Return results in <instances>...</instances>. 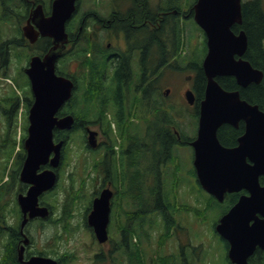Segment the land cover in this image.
Returning <instances> with one entry per match:
<instances>
[{
    "label": "flooded vegetation",
    "instance_id": "af4514ba",
    "mask_svg": "<svg viewBox=\"0 0 264 264\" xmlns=\"http://www.w3.org/2000/svg\"><path fill=\"white\" fill-rule=\"evenodd\" d=\"M56 2L57 0H0V135L3 137L0 142V196L9 202L6 214L0 212V253L5 255L11 248L16 264H26L36 256L52 258L57 264H83V261H79L76 252L58 251L56 246L66 236H77L86 230L93 241L91 257L89 258L87 254V257L84 258L88 260L87 264H125L127 225H122L121 217L123 216L125 222L128 217L126 212L120 213L115 209L116 206L123 208L126 198L123 191L131 186H138V181L142 188L158 189L163 194L162 201H164L166 215L164 213L157 214V212L156 214L161 217L159 220L166 223L165 219L167 218L168 224H166L171 228V232L175 227L177 230L184 228L183 217H176L175 212L172 211V213L167 208V203L168 206H171V200L174 197L167 198L165 193L169 192L170 188L173 189L175 181L183 184V173L184 179L190 175L191 169L185 168L181 163L182 158L179 157V150L188 146L192 149L194 156L192 143L198 135L201 103L197 96L195 83L196 67L198 68V66H194L195 70L191 71V63L187 54V50H190L191 12L186 8L174 7L159 13V18L163 20L156 22V25L152 24V26L156 27L154 29L156 32L159 27V30L163 29V35L167 36L166 41H169L170 46L164 50L163 56L154 61L155 70L151 71L140 67L138 62L142 59L140 56L143 53L141 49H138V0H96L95 2L74 0V13L66 23L69 43L58 59L56 72L59 74L58 69L61 61L70 53L72 61L68 68L71 70V77L75 84L73 98L76 97L74 103L76 113L73 114L75 117L74 128L76 124L79 125L77 131L81 133L86 149L82 150L81 144L74 142L78 140H72V150L76 148L74 157L72 151L70 155L66 147L70 136L66 140L57 139V142L65 141L58 167H52L50 161L37 171L40 174L45 170L52 169L57 174L55 186L38 196V207H47L49 215L29 217L30 212H28L26 218L19 199L21 196H27L32 187V183L22 180L21 174L27 158L25 141L30 125V110L34 103L31 80L26 71L31 66L34 57L43 59L54 46V38L43 35L40 28L44 26V20L53 14ZM172 19H178L180 28L184 30L178 48L173 45H176L177 41L176 27L170 26L172 25L170 23H167L165 28L161 26L162 23L171 22ZM169 26L170 35L167 33ZM174 33L175 36H173ZM83 58L89 61L85 72L82 70ZM95 71H97L96 74ZM139 71L146 78L154 77V79L150 82L142 80L138 83ZM20 74L25 76H20L24 77L26 82L22 83L23 90L17 86L18 80H13V86L7 84L6 78L14 75L17 78ZM97 74L100 78L98 81L100 86L94 90L93 95L97 89L102 88V108H105V117L99 114L94 116L92 113L87 115L80 107L81 97L84 96L83 91L91 89V80ZM166 75L186 80L161 91L163 98L169 92L166 100L169 96L175 98L169 104L160 98L157 88L151 85L158 77ZM86 77L89 81L84 84ZM13 88L19 97L8 102L6 101L7 97L15 94ZM178 90L181 92H178L177 96ZM191 90L196 94L194 104H190L187 99V92ZM138 100L140 107L145 106L144 112L147 110L148 113L161 114L162 119L154 125L145 123L144 130L141 129V122L147 120L138 116L140 108ZM181 102L186 106L184 110L189 118L186 127L178 121V118H182L177 114L180 111L178 104ZM65 107L58 113L60 118L69 114L62 113ZM144 116L146 117V115ZM18 125H20V131ZM187 127L195 129L194 136L187 133ZM245 129L243 121L238 126L222 125L218 132V137L219 134L221 137L219 140L225 147H237L238 140L245 133ZM228 130L237 132L232 143H225L223 140L230 136ZM18 131L20 132L21 146L14 149ZM89 131L97 132L95 145L89 143ZM7 137L9 138L7 139ZM10 152L12 161L8 164V160H11L8 159ZM53 157L54 154L51 159ZM138 165L142 168L138 169ZM71 167V171L68 172V168ZM172 168H176V170L173 172ZM75 169H81L79 174L81 180L74 176ZM193 169L199 183L196 169ZM74 180L75 183L72 186L74 195L72 203L69 205V217L64 220L63 206L66 204L63 198L64 191L61 192L58 189L63 182L66 181L72 185ZM87 189L88 195L86 194ZM106 189L112 191V198L107 226L108 240L102 243L99 241L94 227L89 223V216L94 210L95 200ZM244 193L245 191L228 193L224 201H216L218 205L225 204L227 209L216 222L215 230L220 219ZM175 199L177 198L175 197ZM81 205H83V212L80 210ZM140 205H135L136 208L138 207L135 208V212L139 209L141 218L144 212L146 220L144 225L138 221V229L148 228L150 224L147 222L156 215L153 212L156 205L146 209ZM76 208L80 211L79 219L81 221L79 222L75 221L78 219ZM148 211L150 213H146ZM113 218L116 227L115 224L113 226ZM135 219H138L137 216ZM159 228L155 227V230ZM43 236H46V239L43 240ZM37 237H40V241L37 240ZM221 238L225 240L222 236ZM225 241L229 251L230 244L227 240ZM6 244H10L11 247L6 249ZM94 244L98 246L96 249H94ZM92 245H89L87 249L92 248ZM164 246L165 244L160 247ZM181 247L179 246V254L171 251L167 253L172 257V261L167 264H188ZM20 253L23 255V261L20 260ZM229 261L234 264L230 259ZM248 263L264 264V250L258 246L249 257Z\"/></svg>",
    "mask_w": 264,
    "mask_h": 264
},
{
    "label": "water",
    "instance_id": "95a60500",
    "mask_svg": "<svg viewBox=\"0 0 264 264\" xmlns=\"http://www.w3.org/2000/svg\"><path fill=\"white\" fill-rule=\"evenodd\" d=\"M242 3L243 0H197L194 5V19L205 32L208 46L203 61L207 84L200 103L198 135L192 143L194 166L203 189L221 202L228 193L245 191L216 227L229 242V258L235 264H249L248 259L255 249L258 246L264 249V185L261 183L264 177V111L259 105L244 100L239 90L228 91L217 80L234 77L240 87L246 88L253 83L260 84L264 78V73L245 59L249 41L246 32L233 29L243 24ZM74 10V0H57L53 14L40 28L43 35L54 38V46L43 59L34 57L26 71L34 95L25 141L27 158L21 174L22 180L32 183V187L27 196L19 199L26 218L28 212L29 217L49 215L47 207H38V196L55 186L57 174L52 169L40 174L37 171L50 161L52 167H58L64 141L56 143L54 132L71 130L75 123L73 115L58 116L72 98L74 82L56 72L57 61L69 42L66 23ZM187 99L194 104L195 94L188 91ZM241 121L246 129L238 140L239 145L225 147L219 140V129L225 124L238 126ZM96 136V131H89L90 145H95ZM111 198L112 191L104 190L95 200L89 216V223L102 243L108 240ZM20 260H24L21 253ZM26 264L57 262L36 256Z\"/></svg>",
    "mask_w": 264,
    "mask_h": 264
},
{
    "label": "trees",
    "instance_id": "16d2710c",
    "mask_svg": "<svg viewBox=\"0 0 264 264\" xmlns=\"http://www.w3.org/2000/svg\"><path fill=\"white\" fill-rule=\"evenodd\" d=\"M155 1L156 2L153 3L151 0H138V49H141L143 51V53L140 56L142 57V59L138 61H139L140 67L146 68L147 70H151V71L155 70V67L153 64L154 61L157 58H160L161 56H163L164 50H166V48L170 46V44H168L169 41H166L167 36L164 37L163 35V29L159 30L160 29L159 27L157 28L158 32H156L154 30L156 29V27L152 26V24L156 25V22L163 20L159 18L158 16L159 13L162 11H168L169 8H174V7L186 8L184 7L185 5L183 3V0H155ZM162 1H166V4L164 5ZM189 8L190 6L187 9L189 10ZM242 12H243V18H244L243 24L236 25L234 27V30L236 32H238L239 30H244L246 32L249 41H248V50L246 52L245 59H247L254 68L262 70L264 73V0L245 1L243 3ZM191 16L193 15L191 14ZM167 23L172 24L170 26L176 27L175 33H176L177 41H176V45L175 44L173 45L178 48L179 45L181 44L182 32L184 30L183 28H180L178 19H172L171 22H166V23L164 22L162 23L161 26L165 28V25ZM170 26L167 28L168 35H170V33L168 32L170 31ZM189 29H190V25H189ZM196 32L202 33L199 28H197ZM175 33L173 34V36H175ZM196 34H195V37H196ZM192 38L193 36L192 34H190V41H192L191 40ZM206 52H207V45L204 40L203 43H199L195 46H192L191 52L188 57L189 62L191 63L190 65L192 69L191 71L195 70L194 66H198V68L196 67L197 75L195 78V83H196L197 96L200 100L203 99L204 97V92H205V87H206V82H207L206 76L204 74V70L202 68V61L200 59V56L203 55V58H204ZM71 61H72L71 54L68 53L66 57L60 63V68L58 69L59 74L65 75L68 77L72 76L71 70L68 68ZM82 64H83L82 70L85 72L86 68L89 65V61L86 58H83ZM96 73L97 71H95V74ZM99 79L100 78L98 77V74L96 76L94 75V78L91 80V84H92L91 89L89 90L85 89L83 91L84 96L81 97L82 99L80 103L82 104L80 107L81 109H83V111L87 115H90V113H92V115L94 116L96 114L97 115L99 114L100 116L105 117V113H104L105 108H102L103 106V97H101L103 95L102 88L97 89L95 95H93L94 90H96V88L100 86L98 84ZM152 79H154V77L146 78L145 75H143L142 73L138 75V83H140L142 80L143 82H147V81L150 82L152 81ZM86 81H89L87 77L84 80V84H86ZM218 81L226 90H229V91L238 90V89L241 90V95L243 99L247 100L248 102L252 104L259 105L260 108L264 110V79L260 84L253 83L249 85L248 88L246 89H242L237 84L236 80L233 77H220L218 78ZM18 83L19 82L16 83L17 86H19L20 89L23 90L22 84L19 83L18 85ZM154 84H151V85H154ZM13 90L15 94L13 96L11 95L8 96L6 101L12 102L16 97H19V95L16 94V90L14 88ZM157 90L159 91V96L162 98L161 96L162 93L159 87L157 88ZM75 101H76V97L73 98L70 102H68L66 107L62 110V113L75 114L76 113L75 111L76 108L74 106ZM138 107H140L139 100H138ZM161 117L157 114L154 121L150 120L151 122L149 121V124L154 125L156 121L158 122L161 119ZM151 127L154 128V126H151ZM77 130H79L78 124H76V127L73 129L71 133L62 132V131L56 132L57 139L66 140L68 136H70V141L66 146L70 155H71V151L73 147L72 140L74 139L78 140L74 142L81 144L80 148H82V150L86 149L82 135H80V137L78 138L74 137L73 135L74 133L77 132ZM230 130H228L230 133V136L223 139L225 143L227 142L232 143V140L235 138L237 134L236 131L234 130L230 131ZM0 136L2 137V135ZM219 137H220V134H219ZM8 138L9 137H7V139ZM15 144H16V141H15ZM11 155L12 153L10 152L8 159L11 158ZM0 158H1V154H0ZM141 168L142 167L138 165V169H141ZM261 181L264 184V177H262ZM74 183H75V180L71 183L72 185H69L68 187L64 189L66 193V196H65L66 199L64 200L66 204H64L63 206L64 220H66V218L69 217V214H68L69 208H70L69 205L72 203V199L74 195V191L72 190V186H74ZM170 194L171 192H166L165 196H167L168 198ZM123 195L126 198H129L132 202H134V199H137V202L141 204L140 206L142 207L144 206L145 209L150 208V207L153 208L152 205H156V207L153 209L154 214L158 212L157 214L164 213V215H166L164 201H162L163 194L158 189L142 188V186L140 185L138 181V186L136 187L131 186L130 188L125 189L123 191ZM208 198H209L208 207H213L216 201L214 200L213 197L209 196ZM135 205L137 206L138 204H135ZM8 206H9V202L5 201L4 197L0 196V212H2L3 214H6V209ZM183 207L184 209H187V210H193V208L190 206L184 205ZM197 212H199V210ZM146 213H150V212L148 211ZM140 214L141 212H139V209L137 210V212H135V210L130 211V212L126 211V216L128 217L129 222L127 224L126 231H125V253H126V261H127L125 264H167V262L172 261V257L168 256L169 254L160 255L162 254L161 250H157L158 252L156 253L155 257L153 256L150 260L146 258L145 259L142 258V254L144 253V251L142 252L141 248L138 247V230L144 233L147 236V238L150 240V236L152 235V232L155 231V227L157 226L155 225L156 223L150 221V222H147L148 224H150V227L138 229V221L141 222L142 225H144L145 220H146L144 212L142 213V218ZM157 214L153 216V218H155L159 222L160 218L157 216ZM136 216L138 218L137 220L135 219ZM165 221L168 224L167 218L165 219ZM170 230L171 228L168 226L167 227L168 235L171 233ZM161 245H164V244H161ZM5 246H6V249L11 247L10 244H6ZM0 264H16V260L14 259V255H13V250H11V248H9L8 252H6L5 255H1L0 253ZM117 264H123V263H117Z\"/></svg>",
    "mask_w": 264,
    "mask_h": 264
},
{
    "label": "rangeland",
    "instance_id": "374dc122",
    "mask_svg": "<svg viewBox=\"0 0 264 264\" xmlns=\"http://www.w3.org/2000/svg\"><path fill=\"white\" fill-rule=\"evenodd\" d=\"M96 1V0H92ZM153 3H155V0H151ZM248 1V0H244ZM193 2L195 0H183L184 7H191ZM162 3L165 5L166 1H162ZM161 3V4H162ZM162 4V5H163ZM107 6V4H106ZM105 6V7H106ZM190 32L193 36L189 43V48L190 50L192 49V43L193 44H199L203 43V34L198 32L200 37L198 38V33L196 32L198 26L194 21H190ZM197 33V34H196ZM196 34V37H195ZM191 44V45H190ZM190 50H187V54L189 57ZM203 55L200 56V59L202 61ZM139 62V61H138ZM14 76H11V78L14 81H19L20 84L25 82V76L23 74H20L17 76V78ZM24 76V77H20ZM20 77V78H19ZM16 79V80H15ZM17 81V82H18ZM186 81L184 78H179V77H174V76H163L161 78H157L155 81V88H158L159 86L162 87L165 85L164 89L167 87L175 86L179 82ZM187 83V82H186ZM19 85V84H18ZM159 85V86H158ZM185 85V83H184ZM159 89L161 90V88ZM163 89V90H164ZM179 90L176 92L178 93ZM181 92V90H180ZM179 92V93H180ZM177 94V96L179 95ZM174 96V95H173ZM176 96V97H177ZM175 99V98H174ZM173 97L166 98L162 97L163 101H166L167 104L171 103V101L174 100ZM179 105V110L178 115H180L182 118H178V121L183 124L184 127L187 126V123L189 122L188 114L186 110V106L181 102L178 104ZM141 114L143 119L147 121L141 122V129L144 130L145 123L148 122L151 118H146L144 115L150 116V113L146 110L144 112V109L140 108L138 110ZM160 117L161 115L158 114ZM162 119V117H161ZM19 129H20V125ZM187 133L189 135L194 136L195 135V129L188 128L187 127ZM94 130H97V128H94ZM80 137V134L76 135V138ZM0 138H3L0 136ZM1 140V139H0ZM1 142V141H0ZM76 148L72 150V153L75 157V151ZM179 157L181 159V163L184 165L185 168L191 169L190 175L184 179V173H183V184H179L178 181H175L173 184V190H169L171 192L170 198L175 196L171 200V206H168L167 203V208L170 212L174 211L176 217L180 216L183 217V225L184 228L182 229H175L171 232V234L168 235L167 233V224L164 223V221H157L155 218H152L150 221L156 223L155 225L157 227H160L158 230H155L152 232V235L150 236V240L147 238V236L142 233L141 231L138 230V247L141 248L142 252V258L143 259H148L150 260L153 256L155 257L156 253L158 252L157 249L160 248L161 244H165V246L161 249L160 255L167 254L168 252H174L176 254H179V246H182L183 248L186 259L188 260V264H231L229 259H228V249L226 245V241L221 238V236L218 234V232L215 230V225L216 222L219 220V218L225 213L227 207H225V204H215L213 207H208V194L204 192V190L200 187L199 183L197 182L195 178V173H194V165H193V151L190 147H183L179 150ZM73 161V160H72ZM83 162V161H82ZM72 169L68 168V172H70ZM176 168H172V171L174 172ZM1 172V170H0ZM81 173V169L74 170V176L77 177V179H80L79 174ZM81 180V179H80ZM63 185L60 186L58 190L64 191L66 187H68V183L63 182ZM173 191V192H172ZM88 193V189L86 190V194ZM64 196H66V193L64 191L63 193ZM88 195V194H87ZM86 202V201H85ZM136 204H139L137 202V199H134V202H131L129 198L124 199V205L123 208L121 209L120 207L116 206L115 211H120V213L126 212V211H134ZM78 204V202H77ZM121 204V203H119ZM184 204L186 206H190L193 208V210H185L184 209ZM182 205V206H181ZM138 208V207H137ZM136 208V209H137ZM81 212H83V205L80 206ZM199 210V212H197ZM76 215L78 216V219H75V221H81L80 218V211L76 208L75 209ZM173 213V212H172ZM150 219V218H149ZM122 220V225L125 224V226L128 224V220L121 217ZM148 221V222H150ZM115 224L116 227V222L115 219L113 218V226ZM137 225V224H136ZM174 227V224H172ZM162 228H164L162 230ZM113 229V228H112ZM150 233V232H149ZM67 237V236H66ZM61 240L60 243L57 244L56 250L60 251H74L79 257V261H83V264H87L88 260L84 259L87 257H91V252L93 251V241L90 239V234L84 230V232L80 233L77 236H71L67 237ZM42 239H46V236H43ZM37 240L40 241V237H37ZM89 245H92V248H89ZM171 246V248H170ZM98 246L94 244V249H96ZM89 250V251H88ZM180 258V256H179ZM127 262V261H126Z\"/></svg>",
    "mask_w": 264,
    "mask_h": 264
},
{
    "label": "bare ground",
    "instance_id": "6f19581e",
    "mask_svg": "<svg viewBox=\"0 0 264 264\" xmlns=\"http://www.w3.org/2000/svg\"><path fill=\"white\" fill-rule=\"evenodd\" d=\"M243 19H244V18H243ZM245 19H246V18H245ZM179 47H180V46H179ZM160 50H161V49H160ZM153 52H154V51H153ZM154 57H155V56H154ZM157 57H158V55H157ZM157 57H156V58H157ZM165 60H166V59H165Z\"/></svg>",
    "mask_w": 264,
    "mask_h": 264
}]
</instances>
